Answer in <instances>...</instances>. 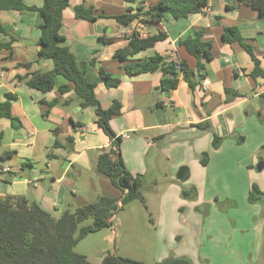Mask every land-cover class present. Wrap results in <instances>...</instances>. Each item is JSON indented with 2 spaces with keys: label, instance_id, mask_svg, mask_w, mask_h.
I'll return each instance as SVG.
<instances>
[{
  "label": "crops",
  "instance_id": "0c3cea01",
  "mask_svg": "<svg viewBox=\"0 0 264 264\" xmlns=\"http://www.w3.org/2000/svg\"><path fill=\"white\" fill-rule=\"evenodd\" d=\"M23 1L29 6L44 4V0ZM157 2L70 0V7L63 12L61 34L63 45L78 61L94 62L88 65V78L97 83L103 109H110L116 101L122 105L121 115L110 121V128L116 137L130 134L121 142L124 164L133 176L150 178V188L160 198L158 222L163 231L157 236L156 260H161L166 259L168 242L177 234L179 212L185 203L182 186L176 182L182 167L189 170L184 189L196 191L198 196L187 209L194 207L207 217L217 211L220 200L224 204L238 201L249 207L252 218L262 217L259 206H253L248 198L254 185L264 193V173L255 174L253 169L256 162L264 161V76L252 77L256 68L252 56L238 43H225L223 32L224 27L238 28L264 72V18L237 0H209L204 13L180 20L166 16L151 26L135 20L130 27H121L110 18L126 13L128 8H148ZM78 6L94 8L98 20L77 19L74 8ZM0 24L9 33L0 35V43H11V50H0V103L8 95L14 96L12 114L20 120L17 125L10 118H0V170L10 168L9 173H0V197H25L56 217L66 206L72 210L74 203L82 207L101 196L119 198L120 190L97 171L99 157L113 148L114 139L97 125L95 111L82 108L74 90L60 92L63 86L73 87L62 76L56 77L55 89L48 93L27 85L29 74L53 69L51 61L38 56L41 15L36 11L1 10ZM134 28H140L145 36L159 31L168 35L167 40L134 59L156 55L178 58L193 70L198 60L179 42L195 31H204V40L213 46V59L205 63V81L192 91L181 77L178 89L166 94L160 89L161 73L128 76L114 55L127 47L125 33ZM100 69L120 79V87L108 89L99 76ZM54 102L58 104L51 108L47 105ZM206 124L209 129L200 127ZM215 138L220 140L217 149L213 147ZM6 152L14 155L1 159ZM205 153L209 154L206 166L201 163ZM163 162L170 166V180L159 189L158 170ZM25 171L30 172L29 177L23 178L21 173ZM154 184L156 189L152 188ZM222 209L233 210L229 203ZM183 223H189L188 214ZM161 239L165 244H160ZM185 245L182 254L194 243L186 240Z\"/></svg>",
  "mask_w": 264,
  "mask_h": 264
},
{
  "label": "trees",
  "instance_id": "16d2710c",
  "mask_svg": "<svg viewBox=\"0 0 264 264\" xmlns=\"http://www.w3.org/2000/svg\"><path fill=\"white\" fill-rule=\"evenodd\" d=\"M128 4H136L140 0H123ZM146 1V0H144ZM239 4L246 5L259 12L264 18V0H237ZM146 3V2H143ZM209 0H158L154 5L146 8L138 6L136 9L128 8L127 12L110 17L115 19L119 26L130 27L133 21L138 20L144 26L156 25L166 16L174 20L188 18L194 14L204 13ZM70 7V0H44L41 7L29 6L23 0H0V11H36L42 19L41 37L39 39L38 56L42 61H51L53 69L48 72H35L29 74L27 85L44 93L51 92L56 86V77L62 76L73 87L66 85L60 92L66 93L74 90L76 99L82 108H92L97 117V125L112 139L113 148L103 153L97 163V171L118 188L122 195L119 198L101 196L96 201L67 210L59 217L45 211L38 203L29 202L25 197H0V264H97L76 251L79 243L88 235L113 226L116 213L133 200H143L142 176H133L126 168L121 155L122 139L117 138L110 128V121L121 115L122 105L115 102L108 109H103L97 95V83L88 78V65L94 62H80L70 48L63 45L65 38L61 34L63 27V12ZM77 19L96 22L94 8L78 6L74 8ZM103 17V16H100ZM0 35L9 36V33L0 24ZM168 35L159 31L158 34L143 37L133 32L125 36L128 41L126 48L118 50L114 59L123 64L122 68L130 77L144 74L161 73L160 89L171 94L180 84L182 77L192 91L206 79L205 63L212 61V43L204 40V31H195L192 35L179 42L187 52L198 60L197 69L193 70L187 61H176L170 57L156 55L145 60H136L138 54L155 48L156 44L167 40ZM223 39L225 43H238L247 51L255 62V71L252 77L264 76L260 69V61L255 57L253 48L246 43L241 32L236 27H224ZM105 43L114 40L100 39ZM11 43H0L1 49L11 50ZM99 76L108 89H117L121 80L114 78L110 73L100 69ZM18 79H21L18 78ZM231 93V92H230ZM236 94V93H235ZM237 95V94H236ZM12 100L14 96L8 95L5 102L0 103V118H10L13 123L20 125V120L13 117ZM58 102L47 104L50 108ZM209 129L208 125L200 126ZM3 133L0 132V146ZM220 140L215 138L213 147L217 149ZM14 154L6 152L1 159H10ZM201 163H209V154H203ZM189 178L187 169L184 180ZM186 198L196 197L197 192H184ZM263 193L254 185L249 195L250 203L261 200ZM121 203V204H120ZM92 220V225L82 227V224ZM99 264H145L140 261L122 257L118 254H108ZM156 264H193L185 258H171Z\"/></svg>",
  "mask_w": 264,
  "mask_h": 264
},
{
  "label": "rangeland",
  "instance_id": "374dc122",
  "mask_svg": "<svg viewBox=\"0 0 264 264\" xmlns=\"http://www.w3.org/2000/svg\"><path fill=\"white\" fill-rule=\"evenodd\" d=\"M261 163L264 161L256 162L253 168L255 174L264 173L258 169ZM29 173L25 171L21 175L25 178L29 177ZM158 174L161 177L158 182L159 189H162L166 181L170 180V166L166 162L161 163ZM142 180L143 200H133L126 204L114 216L112 227L92 233L79 243L76 248L78 253L97 264L101 262L102 255L108 254H118L145 264H156L171 258H185L193 264H264V193L259 202L252 203L253 206H259L263 218H252L248 213L249 207L238 201L228 202L232 211L223 210L222 207L228 203L225 201L224 204L222 200L219 201L221 203L217 211L206 217L199 209H187L188 205L196 202L198 196L186 198L183 194L187 190L183 185L187 180H176L177 184L182 186L181 199L185 202L179 212L180 225L174 239L168 242L166 259L156 260L157 236L163 231L158 222L161 201L156 191L150 188L151 179L142 177ZM156 185H152V188L156 189ZM222 197L219 196V199ZM71 207L74 210L79 208V205L74 203ZM69 208L70 206L64 207L60 213ZM186 214L189 218L188 224L183 223ZM92 223L90 219L83 223L82 227ZM186 240L189 244L192 241L194 245H190L186 254H182ZM160 244H165L163 239Z\"/></svg>",
  "mask_w": 264,
  "mask_h": 264
},
{
  "label": "built area",
  "instance_id": "2783aa9c",
  "mask_svg": "<svg viewBox=\"0 0 264 264\" xmlns=\"http://www.w3.org/2000/svg\"><path fill=\"white\" fill-rule=\"evenodd\" d=\"M133 32L139 33L141 36L146 37V36L143 34L142 30H140V28H134V29H132V30L126 32V33L124 32V33H125V35H129V34H131V33H133ZM175 60L178 61L179 59L176 58ZM117 138H120V139H122V140H124V139L126 140V139H129V138H130V134L126 133V134H123V135H121V136H119V137H117ZM9 172H10V168H8V167L2 168V169L0 170V173H1V174H6V173H9ZM120 204H121V203H120Z\"/></svg>",
  "mask_w": 264,
  "mask_h": 264
},
{
  "label": "water",
  "instance_id": "95a60500",
  "mask_svg": "<svg viewBox=\"0 0 264 264\" xmlns=\"http://www.w3.org/2000/svg\"><path fill=\"white\" fill-rule=\"evenodd\" d=\"M264 168V163H261L259 166H258V169L259 171H261L262 169ZM185 174H186V168L185 167H182L180 170H179V173L177 175V178L178 180H183L184 177H185ZM8 180H12L13 178L12 177H9L7 178Z\"/></svg>",
  "mask_w": 264,
  "mask_h": 264
}]
</instances>
